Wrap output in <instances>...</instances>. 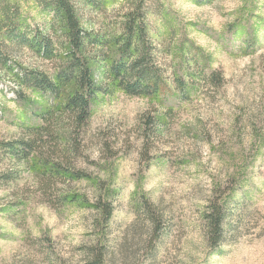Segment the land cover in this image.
I'll return each instance as SVG.
<instances>
[{
	"label": "rangeland",
	"instance_id": "obj_1",
	"mask_svg": "<svg viewBox=\"0 0 264 264\" xmlns=\"http://www.w3.org/2000/svg\"><path fill=\"white\" fill-rule=\"evenodd\" d=\"M11 1L50 33L36 0ZM100 1L78 2L82 27L103 41L88 57L107 90L81 129L65 112L75 83L55 97L0 79V264H94L100 249L104 264H264V0H145L140 45L162 78L143 96L109 75L135 0ZM12 56L20 73L60 66L25 47ZM29 138L40 139L30 157L8 152ZM145 200L162 216L158 234ZM215 201L226 205L217 247L205 218Z\"/></svg>",
	"mask_w": 264,
	"mask_h": 264
},
{
	"label": "trees",
	"instance_id": "obj_2",
	"mask_svg": "<svg viewBox=\"0 0 264 264\" xmlns=\"http://www.w3.org/2000/svg\"><path fill=\"white\" fill-rule=\"evenodd\" d=\"M79 1L94 8L101 5L100 0H36L43 11L52 15L50 33H48L43 30H32L21 17L20 9L13 5L11 0H0V79L9 78L19 82V85L29 86L35 91L55 97L61 95L65 86L75 83L77 90L68 99L65 112L73 124L81 129L90 117L91 101L107 90L94 82L91 61L88 57L93 49L103 46V41L82 27ZM144 2L145 0H135L136 6L129 12L124 25L127 37L123 38L121 56L118 61L110 65L109 69L113 82H117L119 87L132 96L156 95L162 78V73L151 63L150 52L142 51L140 45L141 42L146 43L148 39ZM58 28L63 31L59 37ZM60 37L66 41V47L64 54L57 55L55 39ZM17 46L29 48L43 58H58L59 69L53 76L39 71L20 73L17 71L20 65H16L12 56L13 48ZM209 78L213 82H220L218 74H212ZM51 136L58 138L54 131ZM38 141L40 139L29 138L7 143L6 148L11 154H23L22 156L28 158L35 152V144ZM144 202L141 210L152 223L154 233L158 234L162 216L153 210V205L148 200ZM225 206V203L212 202L205 214L207 225L211 230L209 241L213 247L219 246L223 239ZM98 209L106 219H110L113 214L111 205L99 202ZM94 262V264H104L102 249L95 254Z\"/></svg>",
	"mask_w": 264,
	"mask_h": 264
}]
</instances>
